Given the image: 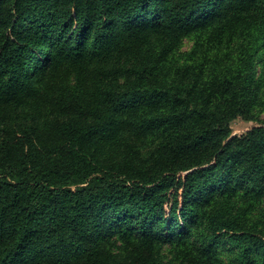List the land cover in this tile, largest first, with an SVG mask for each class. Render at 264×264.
I'll return each mask as SVG.
<instances>
[{"label":"trees","instance_id":"16d2710c","mask_svg":"<svg viewBox=\"0 0 264 264\" xmlns=\"http://www.w3.org/2000/svg\"><path fill=\"white\" fill-rule=\"evenodd\" d=\"M0 264H264V0H0Z\"/></svg>","mask_w":264,"mask_h":264},{"label":"rangeland","instance_id":"374dc122","mask_svg":"<svg viewBox=\"0 0 264 264\" xmlns=\"http://www.w3.org/2000/svg\"><path fill=\"white\" fill-rule=\"evenodd\" d=\"M188 48H190V44L186 42L185 49H188ZM252 126H254V123L247 122L241 118H238L232 123L233 133L235 135H240L242 133H245Z\"/></svg>","mask_w":264,"mask_h":264}]
</instances>
